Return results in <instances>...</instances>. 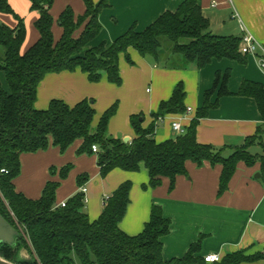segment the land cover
Here are the masks:
<instances>
[{
  "label": "trees",
  "instance_id": "1",
  "mask_svg": "<svg viewBox=\"0 0 264 264\" xmlns=\"http://www.w3.org/2000/svg\"><path fill=\"white\" fill-rule=\"evenodd\" d=\"M30 11L37 12L34 27L38 41L24 54L20 53L25 39L23 20L13 13L6 0H0V13L14 17L17 24L11 29L0 24V72L4 74L8 92L0 84V215L19 233L14 247L0 244V257L15 264H207L200 256V239L192 244L181 258L164 260L161 239L170 233V221L161 208L152 205L143 231L128 236L119 229L129 204L131 183L121 184L106 200L100 216L90 221L84 212L82 192L77 193L64 207L55 205L58 183L45 185L41 197L29 200L15 191L13 181L20 173L22 154H35L49 146L66 151L76 141H82L78 155H92L93 145L97 166L102 178L112 170L135 173L142 164L148 173V185L155 189L163 178L173 189L175 179L186 174L185 163L200 167L207 162L220 165L218 195L227 191L228 183L239 163L252 167L260 163L264 168V87L255 82L242 81L235 96L255 102L261 124L252 137L237 147L215 148L196 141L200 119L217 103H210L216 91L217 98L232 96L227 89L230 71L216 73L213 88L204 94L203 105L185 133L163 143L154 139L155 126H141V116L130 117L134 138L124 143L108 135V124L116 112V105L107 109L93 127L95 111L93 100H83L69 107L52 100L44 111L36 110L34 102L39 83L45 75L73 72L79 69L90 83H98L103 74L107 81L120 86L119 56L131 63L128 51L140 57L163 60V66L177 69L194 65L203 69L213 60H228L246 65L247 55L241 53L242 37L217 36L209 32V22L203 16L197 0H184L174 12H164L142 32L134 27L111 42H92L102 27L99 14L109 7V0H81L83 15L75 17L70 7L59 15L57 24L61 36L55 41L52 34L53 18L50 14L54 0H28ZM80 33L75 37V32ZM170 43V51L162 57V41ZM185 92L181 83L173 89L171 97L158 106L154 119L166 115L183 114ZM258 149L259 152H253ZM226 150L230 153L225 154ZM69 168L61 172L64 178ZM85 177H79L82 187ZM21 249L27 250L28 259L19 260ZM264 261L261 252L244 251L226 254L210 264H251Z\"/></svg>",
  "mask_w": 264,
  "mask_h": 264
},
{
  "label": "crops",
  "instance_id": "2",
  "mask_svg": "<svg viewBox=\"0 0 264 264\" xmlns=\"http://www.w3.org/2000/svg\"><path fill=\"white\" fill-rule=\"evenodd\" d=\"M6 1L13 13L23 20L25 39L20 53L24 54L39 39L34 27L38 13L30 11L28 0ZM92 1L97 3L100 0ZM183 1L109 0V7L99 14L102 30L91 46L103 40L111 42L131 27L142 32L164 12H174ZM197 2L209 22L211 34L242 37L247 33L264 48V0ZM66 7L71 8L75 17L85 12L81 0H54L50 14L55 41L59 40L62 32L57 19ZM0 24L13 29L17 22L12 15L0 13ZM79 33L80 30L75 32V37ZM128 55L131 63L124 55L119 56L120 86L109 83L105 74L98 83H90L79 69L45 75L37 87L35 109L46 110L52 100L62 101L69 107L83 100H93V125L96 126L102 114L118 100L117 111L108 124V130L115 139L123 142L133 140L130 117L141 116L142 128L154 124V139L156 143H163L177 136L171 128L173 121L185 129L190 125L196 111L203 105L204 94L213 88L216 73L224 74L228 70L227 89L233 95L217 98L216 91L212 94L210 103H217V106L199 120L196 141L215 148L241 146L261 124L255 102L235 96L242 81L259 83L264 87V71L257 65V57L248 56L244 66L228 60H213L203 69L194 65L168 69L151 65L149 59L140 57L132 49H129ZM179 83L185 92L184 106L192 112L185 116V112L166 115L162 122L157 123L152 114L157 112L161 102L171 97ZM0 84L4 90L1 81ZM147 84L149 87L145 88ZM81 144L82 141H76L64 152L49 146L47 150L35 154H22L19 158L20 173L13 181L15 191L29 200H37L47 183L56 182L59 185L55 192V205L58 206L84 188V212L90 221H94L102 213L105 199L121 184L130 182L129 204L119 229L128 236L140 234L149 220L151 206H159L163 217L170 221V233L161 239L164 260L183 257L199 239L202 257L216 254L222 258L239 251L247 254L263 251L264 168L261 169L260 163L252 167L239 163L227 191L222 195H218L221 166H211L207 162L198 167L187 161L186 174L175 179L171 190L169 180L165 178L159 187L143 189L148 185L149 178L142 164L138 172L115 169L102 178L95 154H77ZM228 153L230 151L226 150L225 154ZM66 167L69 170L61 178V172ZM79 177L86 178L82 187L77 185ZM18 257L27 259L24 254ZM251 264H264V261Z\"/></svg>",
  "mask_w": 264,
  "mask_h": 264
},
{
  "label": "built area",
  "instance_id": "3",
  "mask_svg": "<svg viewBox=\"0 0 264 264\" xmlns=\"http://www.w3.org/2000/svg\"><path fill=\"white\" fill-rule=\"evenodd\" d=\"M240 51L244 55L257 57V65L260 70L264 71V48L259 43H257L251 35L247 33L242 35V45H241ZM257 54H259V56H257ZM191 112L192 110L190 108H187L184 113V116L190 114ZM163 120H164V117H158L155 119L157 123H160ZM171 128L177 136L185 133V128H183L178 122L173 121L171 123ZM91 150L95 154L98 150L97 146L93 145L91 147ZM0 172L6 173L5 170H1ZM81 192L84 193L85 189L81 188ZM107 199H105V202ZM64 206H65V203H61L58 205V207H64ZM203 260L205 263L210 264V263L218 262L220 260V257L216 254H210V255L204 256Z\"/></svg>",
  "mask_w": 264,
  "mask_h": 264
},
{
  "label": "water",
  "instance_id": "4",
  "mask_svg": "<svg viewBox=\"0 0 264 264\" xmlns=\"http://www.w3.org/2000/svg\"><path fill=\"white\" fill-rule=\"evenodd\" d=\"M124 143H127L125 140ZM19 237L18 231H16L1 215H0V244L14 247L17 243V239ZM19 254H24L27 259L29 258V254L27 250L21 249ZM18 254V255H19ZM19 258V257H18ZM23 260V259H19ZM0 264H15L0 257Z\"/></svg>",
  "mask_w": 264,
  "mask_h": 264
},
{
  "label": "rangeland",
  "instance_id": "5",
  "mask_svg": "<svg viewBox=\"0 0 264 264\" xmlns=\"http://www.w3.org/2000/svg\"><path fill=\"white\" fill-rule=\"evenodd\" d=\"M104 41V40H103ZM170 43L168 42V41H166V40H163L162 41V57H164L167 53H169V51H170ZM147 59H149V63L151 64V65H155V67H163V60H160V63H157V62H155L151 57H146ZM0 75H1V79H0V81H1V83L3 84V87H4V90L6 91V92H8V87H7V85H6V82H5V79H4V77H3V73L2 72H0ZM149 87V85L147 84V85H145V88H148ZM216 95H217V92H216ZM120 103H121V101H120ZM122 104V106H123V103H121ZM113 105H116V111H117V108H118V106H119V101L117 100V101H115V103L113 104ZM92 126L93 127H95L93 124H92ZM108 135L110 136V137H112V138H114V135H112L110 132H109V130H108ZM253 152L255 153V152H259V150L258 149H254L253 150Z\"/></svg>",
  "mask_w": 264,
  "mask_h": 264
}]
</instances>
